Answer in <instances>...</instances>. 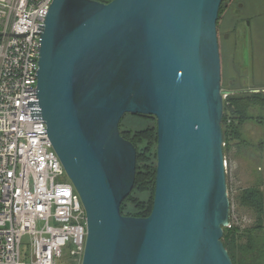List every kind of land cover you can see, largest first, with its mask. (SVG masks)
<instances>
[{
	"label": "water",
	"instance_id": "water-1",
	"mask_svg": "<svg viewBox=\"0 0 264 264\" xmlns=\"http://www.w3.org/2000/svg\"><path fill=\"white\" fill-rule=\"evenodd\" d=\"M221 3L52 1L31 106L86 213L81 264H233L222 243L221 123L235 92L220 84ZM126 114L156 120L146 218L120 213L135 181L136 150L119 132Z\"/></svg>",
	"mask_w": 264,
	"mask_h": 264
},
{
	"label": "built area",
	"instance_id": "built-area-1",
	"mask_svg": "<svg viewBox=\"0 0 264 264\" xmlns=\"http://www.w3.org/2000/svg\"><path fill=\"white\" fill-rule=\"evenodd\" d=\"M52 1L0 0V264H81L85 251V210L32 114Z\"/></svg>",
	"mask_w": 264,
	"mask_h": 264
},
{
	"label": "rangeland",
	"instance_id": "rangeland-1",
	"mask_svg": "<svg viewBox=\"0 0 264 264\" xmlns=\"http://www.w3.org/2000/svg\"><path fill=\"white\" fill-rule=\"evenodd\" d=\"M244 3H252L254 6L264 4V0H242ZM229 0L222 1V7L218 14V22L224 21L226 17V7L228 5ZM243 15L241 11L240 15ZM245 44L239 42L237 48L241 47V53L247 57L246 61L243 63V66L248 68L250 74H248L245 78L249 83L245 88H239L240 85L237 84L230 91H240L243 94H256L250 92L251 90H264V87H258L254 84H258L260 86H264V31L261 32L257 28H255V42L253 47V57L255 62L258 64V67L262 65V69L252 70L250 64V54L249 51L244 47ZM226 46L223 43L220 45V54H221V90L226 91L229 87V77L226 69L223 67L227 64V53ZM242 65V64H241ZM239 89V90H238ZM240 95V94H239ZM226 98H224L225 100ZM249 114L252 116H264V109L260 110L255 108L254 106H250ZM262 125L259 128L256 126H251V122H249L245 127L242 126V139L239 141L234 140V146L236 147L235 156L231 162V157L229 158L228 149L226 148V152L224 154V158L227 163L226 167V184H227V193L229 199V224L231 227H236L239 231L248 230L255 221H256V212L254 209H251L248 206H245L241 202V198L245 196L244 191L259 182V189L263 192L264 196V159L261 156H257L255 153L258 151H254L251 149L250 151L246 150L248 140H251L254 143H259L261 139L264 142V131L260 129H264V120L262 121ZM120 130L130 137H134L139 142L136 145V162H135V181L133 188L128 195L125 202L129 203L130 199L135 202L150 203L153 198V192H151L152 185V177L153 171L156 166V120L154 117H142L140 115H131L126 114L122 117L120 121ZM248 139V140H247ZM243 141V142H242ZM245 142V143H244ZM248 152L252 158H248ZM259 154V153H258ZM264 155V153H263ZM263 160V161H262ZM251 161V162H250ZM255 167L256 169L259 167V172L255 174V178L257 177L258 182H254V175L251 174L250 169ZM234 170L232 171V169ZM256 171V170H255ZM124 202V203H125ZM134 204L129 203L127 207H130ZM262 223L261 227L264 229V210L262 211ZM257 236L264 234L263 231L254 232ZM264 236V235H263ZM263 241V239H262ZM25 242V240H24ZM21 251L23 254H26V248L21 247Z\"/></svg>",
	"mask_w": 264,
	"mask_h": 264
},
{
	"label": "trees",
	"instance_id": "trees-1",
	"mask_svg": "<svg viewBox=\"0 0 264 264\" xmlns=\"http://www.w3.org/2000/svg\"><path fill=\"white\" fill-rule=\"evenodd\" d=\"M99 3L107 4L112 0H91ZM223 1V0H222ZM222 3L220 5V9ZM259 87H264L260 86ZM222 89V88H221ZM242 92L227 96L223 100V119L221 123L222 140L223 147L228 146L229 141H239L242 139L241 128L245 122L254 121L257 124H261L264 120V116H252L249 114L250 106H254L260 110L264 109V93L259 92L256 94H242ZM240 94V95H239ZM141 116V115H140ZM124 117V116H123ZM148 118L150 116H142ZM152 117V116H151ZM120 125V122H119ZM121 137L125 140L130 141L136 149V145L139 142L134 137H130L120 130ZM155 141L157 145V135H155ZM223 156L226 152V148H223ZM155 171L156 166L153 171L151 192L154 196V182H155ZM259 184L255 187L247 188L244 191L245 196L241 198L243 205L254 209L257 213V221H260V214L264 210L263 204V192L259 189ZM127 199V198H126ZM125 199V200H126ZM125 200L120 205V213L124 216L134 217V218H146L150 215L152 210L153 201L150 203L144 202L139 203L130 199L128 202L134 205L127 207L129 203ZM153 200V198H152ZM125 202V203H124ZM259 227H254V230ZM253 232V233H252ZM254 231L245 230L239 231L237 228H225L223 230L222 243L224 248L227 250L230 259L233 264H264V234L255 236ZM263 239V241H262Z\"/></svg>",
	"mask_w": 264,
	"mask_h": 264
},
{
	"label": "flooded vegetation",
	"instance_id": "flooded-vegetation-1",
	"mask_svg": "<svg viewBox=\"0 0 264 264\" xmlns=\"http://www.w3.org/2000/svg\"><path fill=\"white\" fill-rule=\"evenodd\" d=\"M243 12V15L241 13ZM220 12V8H219ZM218 12V14H219ZM226 17L223 19L224 21L216 22V31H217V39H218V48H219V56L220 54V45L223 43L226 46V53H227V64L223 66L229 77V87L226 89L228 92H235L230 91L234 86L237 84L240 85L239 88H245L246 85L249 83L246 80V76L249 73L248 68L239 64V62L235 59V56H237L236 51L237 46L239 45V42L245 43V48L249 51L250 54V64L252 67V70H256L259 68V70L262 69V65L258 67V64L255 62V59L253 57L254 51V42H255V28L260 30L261 32L264 31V4L254 6L252 3H244L242 0H229L228 5L226 7ZM221 61L222 58L220 57V75H221ZM264 81V80H262ZM221 84V82H220ZM258 86V84H254ZM259 87V86H258ZM239 90V89H238ZM239 92V91H238ZM263 204H264V198H263ZM262 215L260 216V221H257V215H256V221L255 223L249 227L248 230L257 232V231H263L264 229L256 228L254 230V227L261 226L262 223ZM227 228H236L231 227L230 224ZM253 233V232H252ZM255 264V263H253Z\"/></svg>",
	"mask_w": 264,
	"mask_h": 264
},
{
	"label": "crops",
	"instance_id": "crops-1",
	"mask_svg": "<svg viewBox=\"0 0 264 264\" xmlns=\"http://www.w3.org/2000/svg\"><path fill=\"white\" fill-rule=\"evenodd\" d=\"M243 44H245V43H243ZM236 51H238V52H236V54H237V56H235V59L239 62V64H242L243 65V63L246 61V59H247V57L246 56H244L243 55V53H241V47H239V48H237V50ZM249 122H251V124L252 125H250V127L251 126H256V127H258V125H257V123H255L254 121H249ZM249 122H245L244 124H243V126L245 127ZM263 123V122H262ZM262 123L261 124H259V128L261 127V125H262ZM261 131H264V129H260ZM241 131H242V128H241ZM248 140V139H247ZM263 139H261V140H259L260 142L259 143H254V142H252L251 140H248L249 141V143H247V146H246V150L247 151H250L251 149H253L254 151H258V152H256L255 154L257 155V156H261V158L262 159H264V155H263V153H264V142L262 141ZM234 141H229L228 142V146H227V149H228V156H229V158L231 159V162H232V160H233V157L235 156V152H236V147L234 146V143H233ZM243 142V141H242ZM245 143V142H244ZM259 153V154H258ZM249 154H252V153H250V152H248V155H247V157L250 159V158H252V156L251 155H249ZM263 161V160H262ZM251 162V161H250ZM234 170V168L232 169V171ZM256 170V171H255ZM250 171H251V174H253L254 175V177H253V179L252 180H254V182L256 181V182H258L257 181V177L255 178V174H256V172L258 173L259 172V167L256 169L255 167H253V168H251L250 169ZM258 184H259V182H258ZM257 185V184H256ZM255 185V186H256ZM251 187H254V185H252V186H250V187H248V188H251Z\"/></svg>",
	"mask_w": 264,
	"mask_h": 264
}]
</instances>
